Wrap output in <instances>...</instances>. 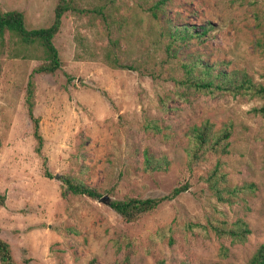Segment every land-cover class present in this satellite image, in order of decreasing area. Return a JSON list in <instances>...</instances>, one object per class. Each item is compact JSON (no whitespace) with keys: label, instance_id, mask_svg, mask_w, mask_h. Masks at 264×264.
<instances>
[{"label":"rangeland","instance_id":"374dc122","mask_svg":"<svg viewBox=\"0 0 264 264\" xmlns=\"http://www.w3.org/2000/svg\"><path fill=\"white\" fill-rule=\"evenodd\" d=\"M57 1L0 0V9L22 10L28 28L46 26ZM160 18L196 29L206 19L215 25L187 40L178 49L180 59H196L213 71L245 69L264 81V44L258 42L264 41V0H172ZM60 19L53 42L62 65L34 74L38 152L24 95L42 52L7 31L0 36V237L18 264H158L161 258L165 264H246L264 242V117L248 111L255 101L177 87L166 77L169 64L159 63L155 52L141 63L158 64L163 77L112 67L101 59L105 48L129 62L141 43L122 41L127 50L118 51L99 19L71 9ZM175 72H181L179 63ZM205 119L215 126L232 121L229 150L221 156L225 169L232 183L254 184L233 203L217 202L199 177L215 155L188 165L183 147L192 125ZM145 149L166 156V167L148 169ZM69 174L97 188L104 200L65 189L61 176ZM186 181V190L132 221L108 204L114 196L159 195ZM238 217L250 228L241 242L193 226ZM222 244L228 247L224 257L218 254Z\"/></svg>","mask_w":264,"mask_h":264},{"label":"trees","instance_id":"16d2710c","mask_svg":"<svg viewBox=\"0 0 264 264\" xmlns=\"http://www.w3.org/2000/svg\"><path fill=\"white\" fill-rule=\"evenodd\" d=\"M172 0H132L131 3H124V0H96L87 2L84 5L78 3V0H58L53 9L52 22L46 26L28 28L22 10L0 9V36L7 31L16 36L21 42L38 45L42 52V61L33 67L24 95L26 111L33 122V133L36 140L35 150L38 152L42 143V135L39 131V118L34 114V92L36 73H52L61 67L56 45L53 42L54 34L59 30L61 24V15L68 9L77 14L85 13L91 18L99 19L109 42L115 44L118 51H125L121 48V42L131 44L132 39L141 43L139 56L129 59L125 62L111 46L105 48L101 59L105 64L117 67H127L135 70H141L149 73L153 78L167 75L173 80L177 87L192 89L193 91H206L214 94L216 91L226 92L237 98H244L246 101H255L250 103L248 111L254 115L264 117V81L256 79L250 71L236 68L233 70H212L204 62H187L178 57L180 47L188 43L192 36L199 37L202 34H209L215 28L210 20H204L198 29L188 24H170L163 22L160 18L161 12ZM241 1V0H240ZM121 7L127 9V15ZM124 9V10H125ZM146 20V26L144 21ZM261 34H264L262 29ZM258 38V42L264 44ZM152 47L146 53L147 48ZM155 52L158 62L169 64V72L162 75L160 67L143 66L141 61L147 59ZM148 56V57H147ZM179 63L180 73L175 72V66ZM200 66V69L198 68ZM159 69V70H158ZM158 70V71H157ZM213 71V72H212ZM232 132V121L223 122L220 126L210 120H203L199 124H193L188 134L186 145L183 147L188 157V165L198 159H206L209 155L214 156L215 160L200 174V179L205 183V188L209 195L217 202L233 203L242 199L238 192L250 190L252 182L242 184L232 183L228 172L225 169V160L221 157L228 153L229 140ZM144 161L148 169H162L167 164L166 156L156 157L145 149ZM46 175H51L47 167H44ZM62 186L73 194H85L90 197L100 196L97 188L90 186L81 179L69 175L61 176ZM190 182L172 186L167 192L154 196H136L125 194L121 197L108 198V204L114 211L118 212L125 220L132 221L137 219L143 213L155 209L160 203L173 199L177 194L186 190ZM250 188V189H249ZM5 195L0 191V205L5 202ZM204 226L209 228L216 236L228 237L230 242H241L246 238L250 231L248 222L238 217L235 220L228 221L225 218H207L205 224L196 222L193 226ZM218 254L224 257L228 254V247L220 245ZM158 264H165L164 259H160ZM0 264H18L12 254L11 245L0 237ZM87 264H93L89 262ZM209 264H223L220 261H213ZM227 264V263H225ZM246 264H264V242L259 243Z\"/></svg>","mask_w":264,"mask_h":264},{"label":"water","instance_id":"95a60500","mask_svg":"<svg viewBox=\"0 0 264 264\" xmlns=\"http://www.w3.org/2000/svg\"><path fill=\"white\" fill-rule=\"evenodd\" d=\"M99 198L102 199V200H104L105 194L100 195Z\"/></svg>","mask_w":264,"mask_h":264}]
</instances>
